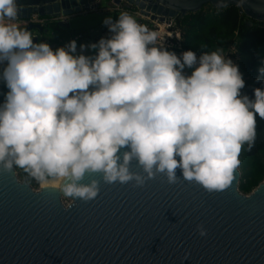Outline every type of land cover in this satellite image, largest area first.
<instances>
[{
  "label": "clouds",
  "instance_id": "1",
  "mask_svg": "<svg viewBox=\"0 0 264 264\" xmlns=\"http://www.w3.org/2000/svg\"><path fill=\"white\" fill-rule=\"evenodd\" d=\"M18 12L17 0H0V172L20 169L69 208L98 194L85 175L136 187L159 175L208 192L232 183L264 120V56L249 98L227 54H177L126 12L102 20L109 34L87 45L90 54L75 40L55 49L34 42L12 22Z\"/></svg>",
  "mask_w": 264,
  "mask_h": 264
},
{
  "label": "water",
  "instance_id": "2",
  "mask_svg": "<svg viewBox=\"0 0 264 264\" xmlns=\"http://www.w3.org/2000/svg\"><path fill=\"white\" fill-rule=\"evenodd\" d=\"M99 1L17 0V18H69ZM126 1L159 21L224 3L264 22V0ZM28 30L45 31L39 24ZM33 38L39 42L38 35ZM130 170L140 171L134 161ZM90 178L98 181L97 196L69 208L55 188L34 189L15 169L0 172V264H264V179L244 194L238 168L221 192L182 179L168 184L159 175L142 187L106 184L99 174L82 182ZM185 252L189 257L182 261Z\"/></svg>",
  "mask_w": 264,
  "mask_h": 264
},
{
  "label": "trees",
  "instance_id": "3",
  "mask_svg": "<svg viewBox=\"0 0 264 264\" xmlns=\"http://www.w3.org/2000/svg\"><path fill=\"white\" fill-rule=\"evenodd\" d=\"M110 16L115 20L118 15ZM248 21H251V24H248ZM175 27L180 31L181 45L186 49L197 52L222 51L231 45L235 64L244 80V88L241 92L251 98L252 89L260 87L256 77L260 57L264 56V22L250 20L235 5H227L225 8L218 9L206 3L197 11L176 17ZM43 30L45 31L38 32L39 41L47 42L53 49L66 44L72 37L71 35L82 34L80 30L60 29L52 32L48 28H43ZM79 43L80 41H76V45ZM4 91L6 89L3 84H0V99ZM239 160L238 189L247 194L264 179V120L257 118L254 144L250 150H241ZM22 175V180L32 187H38L35 181L26 179L25 174Z\"/></svg>",
  "mask_w": 264,
  "mask_h": 264
},
{
  "label": "built area",
  "instance_id": "4",
  "mask_svg": "<svg viewBox=\"0 0 264 264\" xmlns=\"http://www.w3.org/2000/svg\"><path fill=\"white\" fill-rule=\"evenodd\" d=\"M107 5L108 6L106 7H99V4L96 5L94 2H90L87 12L101 10L109 13H114L116 15H119L121 12H126L129 15L133 16L139 24L145 25L149 29L157 32L159 37L163 41V46L167 47L169 50H172L179 54L181 51L186 49L181 45V34L179 29L175 27V18H169L167 21H159L157 19H153L149 15L142 13L137 7L129 4L126 0H119L117 3L113 0H109V3ZM85 12L86 11L82 10V12L80 13ZM49 19H60L65 22L68 18L65 16H60L59 18H51L47 16L40 17L36 13H31L29 18L27 19L16 18L15 21L12 22L16 23L22 28L28 29V26L31 24H39L40 26H44ZM81 37V34H76L70 37L69 40H75ZM221 52L227 54L228 58H230L235 63V59L233 58L234 51L231 45H228L227 48L222 50ZM199 53L200 52H197V54Z\"/></svg>",
  "mask_w": 264,
  "mask_h": 264
},
{
  "label": "rangeland",
  "instance_id": "5",
  "mask_svg": "<svg viewBox=\"0 0 264 264\" xmlns=\"http://www.w3.org/2000/svg\"><path fill=\"white\" fill-rule=\"evenodd\" d=\"M108 3H109V0H101L99 7H106V6H108L107 5ZM107 16H110V14L109 15H107V14L101 15V14H98L94 11L85 12L83 14H76V15L69 17V23H68V26H66V28H68V30L72 29V30H76V31L93 29L94 31L90 32V33L94 32V33H92L93 38L89 37L90 38L89 40L93 41V40H95L94 36H96L98 34V32L100 33V30L95 31V29L101 27L102 20ZM104 27L106 30L105 33L108 35L107 28H106V26H104ZM30 32H31L32 36H34L35 34H39L35 30H30ZM92 51H94V50H92ZM84 54H90V50L89 49L86 50L84 52ZM15 170H16L17 175H19V178H21V180H22L23 179L22 174H24V173L20 169H15ZM33 188L38 189L39 187H33ZM63 202L66 204V203H68V200H63Z\"/></svg>",
  "mask_w": 264,
  "mask_h": 264
},
{
  "label": "crops",
  "instance_id": "6",
  "mask_svg": "<svg viewBox=\"0 0 264 264\" xmlns=\"http://www.w3.org/2000/svg\"><path fill=\"white\" fill-rule=\"evenodd\" d=\"M99 2L101 3V0ZM94 12H96L98 14H101V15H103V14L104 15L105 14L109 15L108 12L101 11V10L94 11ZM79 14H83V13H79ZM112 14L113 13H111V15ZM61 22H64V21H62L60 19H49L47 21V23L44 26H42V28H48L50 30V32H52V31H58L60 29L68 30V28H66V26H68V25H65V24L64 25H59V23H61ZM68 22H69V18H68ZM70 30H72V29H70ZM99 30H100V33L98 32V34L96 36H94V38H95L96 41L99 38H101V37H107V34L105 33L106 30H105V27H104L103 24L101 25V27L95 29V31H99ZM80 31H82V30H80ZM91 31H94V30L93 29H89V30H83L82 31V34H81L82 37L81 38H78V39H75V41H80V43L77 44V46H79L81 44L88 45L89 43L95 42V40H93V41L92 40L91 41L89 40L90 39L89 37H92L93 38L92 33H94V32L90 33ZM35 35H38L40 37L39 34H35ZM71 36H74V35H71Z\"/></svg>",
  "mask_w": 264,
  "mask_h": 264
},
{
  "label": "flooded vegetation",
  "instance_id": "7",
  "mask_svg": "<svg viewBox=\"0 0 264 264\" xmlns=\"http://www.w3.org/2000/svg\"><path fill=\"white\" fill-rule=\"evenodd\" d=\"M108 13H109V12H108ZM109 14L111 15V13H109ZM113 14H114V13H113ZM113 14H112V15H113Z\"/></svg>",
  "mask_w": 264,
  "mask_h": 264
},
{
  "label": "bare ground",
  "instance_id": "8",
  "mask_svg": "<svg viewBox=\"0 0 264 264\" xmlns=\"http://www.w3.org/2000/svg\"><path fill=\"white\" fill-rule=\"evenodd\" d=\"M51 187V186H50Z\"/></svg>",
  "mask_w": 264,
  "mask_h": 264
}]
</instances>
